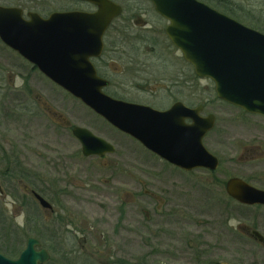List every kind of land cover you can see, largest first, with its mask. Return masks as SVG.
<instances>
[{
	"label": "rangeland",
	"instance_id": "rangeland-1",
	"mask_svg": "<svg viewBox=\"0 0 264 264\" xmlns=\"http://www.w3.org/2000/svg\"><path fill=\"white\" fill-rule=\"evenodd\" d=\"M235 1L253 11L248 14L252 24L264 28V0ZM0 5L20 7L43 17L55 11L84 10L82 3L72 0H0ZM156 35L166 43L164 36ZM1 51L9 56L7 51ZM40 81L35 89L43 105L66 112L70 124L91 128L96 136L110 140L116 151L108 158L118 164V170L112 175L93 156L78 160L80 144L61 130L64 120L45 106L42 118L32 128H19L20 121L13 127L3 124V153L17 151L19 157L26 147L28 154L22 158L23 163L41 178L35 187L41 188L50 202L59 200L67 208L56 211L57 215L50 214L33 203L30 196L23 198L25 185L20 179H3L0 157V246L10 243L7 220L39 238L37 218L39 235L54 252L58 251L50 255L62 264V255L69 251L71 264H264V245L242 236L247 235V230L239 228L250 226L264 234V207L240 206L225 193L226 181L234 176L264 188V158L239 160L242 149L249 145L258 144L256 155L263 156L264 116L220 102L211 82L204 80V113L217 117L215 132L205 139V145L221 164L216 171L187 172L166 164L131 137L112 130L44 77ZM151 86L164 95L161 87L155 90L156 84ZM166 99L164 96L161 102L165 104ZM3 122L2 118L0 123ZM63 174L74 181V186L67 187L59 183L69 190L68 195L57 184ZM84 181L87 184L82 187ZM28 217L35 221L27 225ZM43 238L39 240L43 242ZM26 240L25 235L24 248Z\"/></svg>",
	"mask_w": 264,
	"mask_h": 264
},
{
	"label": "water",
	"instance_id": "water-1",
	"mask_svg": "<svg viewBox=\"0 0 264 264\" xmlns=\"http://www.w3.org/2000/svg\"><path fill=\"white\" fill-rule=\"evenodd\" d=\"M79 1L93 3L98 10L55 11L47 17L28 12L25 18L22 8L0 5V40L163 161L186 171L217 170L219 159L203 141L215 125L214 114L200 118L182 104L159 111L102 93L106 83L89 59L100 53L106 28L122 10L110 0ZM153 1L156 11L170 20L166 32L172 43L199 76L213 81L217 98L264 116V33L198 0ZM184 117L193 118L194 123L185 127ZM73 133L85 156L115 152L114 145L86 128L76 126ZM226 190L240 203L264 204V191L240 178L230 179ZM35 197L43 208L52 210L43 197ZM250 232L264 245L262 234ZM40 243L29 236L17 258L0 252V264H46L51 253Z\"/></svg>",
	"mask_w": 264,
	"mask_h": 264
},
{
	"label": "flooded vegetation",
	"instance_id": "flooded-vegetation-1",
	"mask_svg": "<svg viewBox=\"0 0 264 264\" xmlns=\"http://www.w3.org/2000/svg\"><path fill=\"white\" fill-rule=\"evenodd\" d=\"M72 1L80 2L84 5V10L77 11L95 12L98 10V6L88 1ZM110 1H112L113 4L115 3L119 7H121L122 11L119 15L112 19L109 26L106 28L103 38L101 39L103 45L100 53L98 55L92 56L89 59V62L92 63L95 69L96 75L106 83V85L102 88V93L108 95L109 97L115 100L144 105L159 111H168L170 109L172 110V107H174L176 104H182L184 105V107L189 108L190 110L197 111L195 116L198 115V117L200 118L212 114L204 113L205 105L203 104L202 90L203 81L207 80L211 82V84L213 85V90L215 92V85L213 81L208 78H202L201 76H199L196 73V70L193 65L187 62L184 57H182L183 55L180 51V48L176 47L172 43L171 39L169 38L166 32L168 25L171 24L170 20L156 11L154 1ZM198 1L206 3V0ZM27 14L28 12H24L25 18H28ZM149 18L154 21L150 23L148 21ZM147 21L151 25L148 24ZM156 34L159 36H164L166 43H163V41L159 40L158 38H155L154 35ZM1 49L7 51L9 53V56H7L8 54L4 55ZM42 77H44L48 82H50L51 85H55V87L62 90L64 92V95H67L73 100L79 101L88 110L94 112L81 100L74 97L72 94H70L68 91H66L59 85L53 83L51 79H49L42 73V71L36 64H32V62L21 56V54L10 48V46L5 45L0 40V121H2V118L3 120H5V122L0 123V128L3 127V124H5L6 126L8 124L9 127H13L19 121L21 123V125H19V128H32V126H35V124L38 123L39 120L42 118L43 106H45V108L51 114L56 116V118L61 117V120H64L61 123V130L63 132H67L68 137H70L72 141H76L78 144H80L79 151L81 156L77 159H89V156H85L83 154L81 142L77 137H75L73 133V130L76 125L70 124L66 112L63 113L62 110H58V108H54L53 110L52 107L48 106V104L45 103L44 100L43 101L46 105H43L42 96L35 89L41 85L40 80H42ZM154 84H156L155 90L158 87H161L160 90L164 91V95L161 96V91L158 92V90H156L155 92L153 90L154 88L151 85ZM164 96L167 98L165 104L164 102H161V99ZM219 101L225 104L224 101L220 99ZM9 105H11V107ZM55 109L61 112H57ZM1 110L5 113L4 115H2L3 112ZM242 111L245 112L244 110ZM96 115L98 118L103 120L105 124H107L112 130L118 131L120 134H124L111 124H108L107 120H105L103 117L99 116L98 114ZM214 116L216 117V115ZM216 118L213 129H211L204 137V144L205 139L210 138L209 135H212L215 132L217 126ZM183 121L185 127L194 123L193 118L184 117ZM78 126L86 128L96 134L91 128L80 125ZM261 133L264 135V131H262ZM124 135L131 137L127 134ZM102 138L106 139V137ZM131 138L133 139V141L145 148L140 141L133 137ZM108 142L111 143L110 140ZM259 148L260 146H258V144L244 147V149H242L243 154L242 156H239V160L245 162H252L255 159L264 158V152L263 156L256 155L257 150ZM145 149L149 151L147 148ZM22 150L23 151L21 155H19V157L15 153L17 151L11 152V154L7 155L4 153L3 154L7 160L12 159L10 157H18L20 159L19 161L21 165V170L19 182L22 186L25 185L24 197L28 199V196H30L33 203H36L42 210H44L45 212L48 211L50 214L56 213L57 215L58 212L56 211H65L67 207L64 206L63 202L59 200L57 202L56 200H54L53 203L50 202L46 198L47 196L44 194L42 189L39 187L37 189L35 187L36 181L41 180V178L39 175H36V173H32L30 171L31 169H29L28 166L23 163L22 158L26 159L28 152L26 147H24ZM149 152L152 154L151 151ZM111 154H105L101 157L93 156L92 158L97 159L99 163L104 165V170L111 172V174L113 175L114 172L118 170V164L116 163L114 165L112 159L108 158V156ZM153 155L158 158H161L156 154ZM214 155L216 156V158L219 159L218 161L220 167L221 160L216 154ZM48 158L49 157H47V159ZM161 160L163 159L161 158ZM163 162L169 164V162L165 160ZM169 165L179 170L186 171L173 164ZM52 169H55V167H52ZM63 177L64 178H62L61 181H57L58 187L60 189H64L59 184L60 182L63 183L64 187L74 186V181L72 183L70 179H68L66 174H63ZM232 178H240L248 184L252 185L253 187L257 189L260 188L254 185L248 179L241 176H234L228 178L225 183V193L234 203H237L238 205L244 207H260L261 209L262 207H264V204L262 203L247 205L240 203L239 201L231 197L226 190V185L227 182ZM107 182L108 181H106L105 183ZM86 184L87 182L84 181L82 182L83 186H77L81 188V186L84 187L86 186ZM261 190L264 191V188L260 189V191ZM68 191L69 190L67 188L64 189V192H66L67 195ZM35 194L40 195L47 202H49L52 205V210L43 208L35 197ZM244 227L245 229L248 228L247 235L242 234V236L247 237L252 241L254 240L257 243H260L256 236H254L252 232H250L256 229L250 228V226H239V228ZM259 234H262V232H259ZM262 235L264 236V234ZM36 238L39 239L38 237Z\"/></svg>",
	"mask_w": 264,
	"mask_h": 264
},
{
	"label": "trees",
	"instance_id": "trees-1",
	"mask_svg": "<svg viewBox=\"0 0 264 264\" xmlns=\"http://www.w3.org/2000/svg\"><path fill=\"white\" fill-rule=\"evenodd\" d=\"M206 3H208L212 8H215L218 11L237 19L243 24L250 26L254 29H257L260 32L264 33L263 27L255 26L254 24L250 22L252 21V19L251 20L249 19L248 14L250 15V13H252L253 11L247 10L246 5L237 3L235 0H206ZM0 156H1L2 164H3V167H2L3 179L4 180L19 179L20 170H21V165L19 161L20 159L18 157L16 158L10 157L12 159L7 160L3 154V151H1V149H0ZM23 198L26 199V197H23ZM1 215H2V218L4 219V215L3 214ZM6 219H8V217H6ZM34 221L35 220L31 219L30 217L26 218L27 225L29 223H33ZM6 223H7L6 224L7 227L5 228L8 229V233L6 234V236L10 238V243H7V245L5 246H0V251L4 253L7 257L17 258L18 256H20L21 251L24 249L23 236L26 235V237L28 238L29 236H32V235L29 234L27 231H25L24 227L19 228V227L13 226L12 225L13 223L8 222V220ZM36 225H37V218H36L35 229L38 232L39 238L42 239L43 237L39 235V230H38V227L36 228ZM40 244H42L43 247H46V249H48L50 253L54 252L52 247L46 243L45 239ZM57 252H54V253H57ZM67 255H70V251L68 253L63 254L61 258L63 259L64 264H71L69 263L71 262L69 259L70 256L68 257ZM46 264H62V263L58 260L53 259L51 256L50 261L47 262Z\"/></svg>",
	"mask_w": 264,
	"mask_h": 264
}]
</instances>
